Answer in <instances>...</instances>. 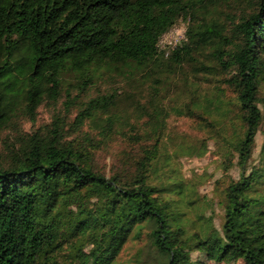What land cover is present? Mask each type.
Wrapping results in <instances>:
<instances>
[{"label":"trees","instance_id":"1","mask_svg":"<svg viewBox=\"0 0 264 264\" xmlns=\"http://www.w3.org/2000/svg\"><path fill=\"white\" fill-rule=\"evenodd\" d=\"M179 20L186 40L166 55L159 40ZM176 76L178 113L215 126L237 158L220 228L207 221L205 233L186 229L184 181L159 171ZM110 78L123 88L88 96ZM44 103L76 115L0 152V264H119L144 230L154 264H199L194 253L264 264V140L247 172L264 121V0H0V131L19 115L33 125ZM85 125L94 136L71 138ZM115 142L107 173L95 154Z\"/></svg>","mask_w":264,"mask_h":264},{"label":"rangeland","instance_id":"2","mask_svg":"<svg viewBox=\"0 0 264 264\" xmlns=\"http://www.w3.org/2000/svg\"><path fill=\"white\" fill-rule=\"evenodd\" d=\"M188 22L179 20L168 32L159 40V48L166 52L179 47L186 40V29ZM188 72V69L184 73ZM188 78L190 75L187 76ZM181 77L170 78L166 88L170 91L166 96L164 105L167 112L165 122V139L163 145V154L167 155L169 165H163L161 160L160 172H170L172 177L181 178L185 184V193L193 199L191 206L184 209L185 226L188 232L198 230L205 233L208 230L209 222L219 229L222 222V204L225 200L226 186L239 178V169L236 166L237 158L231 157L230 160L224 156V148L216 136L217 128H210L206 121L191 118L190 115L178 113V108L182 107L187 97H184V81ZM120 78L105 79L104 83L98 84L94 89L88 92V96L96 95L101 92H108L115 88H123ZM192 81V79H191ZM190 83V79L188 81ZM188 83V84H189ZM215 82L207 84L201 82V88L207 95L214 93L213 86ZM202 93V92H201ZM76 115V109L65 111L62 104H58L56 109L44 103L37 111L36 121L32 123L23 115L13 119L0 131V152H3L7 145H10L15 135L21 132H31L39 127L51 123L55 116L64 117L67 128ZM75 129L74 126L70 129ZM264 121L257 131L251 151L250 159L247 162V172L254 166L261 163L260 151L263 144ZM85 132H94L85 125L80 131L72 132V137H80ZM216 138V139H215ZM122 145V144H121ZM118 142L110 145L107 149H102L95 154V163L100 169L107 173L115 165L118 152L123 150ZM164 168V169H163ZM155 253L149 247L145 230L140 236L127 243L118 257L119 264H154ZM192 258L199 264H243L240 260H228L222 263L208 261L203 254L194 253Z\"/></svg>","mask_w":264,"mask_h":264},{"label":"built area","instance_id":"3","mask_svg":"<svg viewBox=\"0 0 264 264\" xmlns=\"http://www.w3.org/2000/svg\"><path fill=\"white\" fill-rule=\"evenodd\" d=\"M159 44V43H158Z\"/></svg>","mask_w":264,"mask_h":264}]
</instances>
